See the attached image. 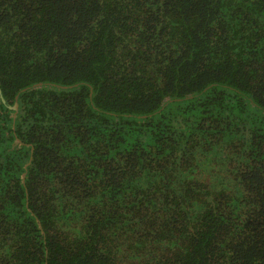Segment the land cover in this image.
I'll return each mask as SVG.
<instances>
[{
	"label": "trees",
	"instance_id": "trees-1",
	"mask_svg": "<svg viewBox=\"0 0 264 264\" xmlns=\"http://www.w3.org/2000/svg\"><path fill=\"white\" fill-rule=\"evenodd\" d=\"M0 264H264V0H0Z\"/></svg>",
	"mask_w": 264,
	"mask_h": 264
},
{
	"label": "water",
	"instance_id": "water-1",
	"mask_svg": "<svg viewBox=\"0 0 264 264\" xmlns=\"http://www.w3.org/2000/svg\"><path fill=\"white\" fill-rule=\"evenodd\" d=\"M37 86H41V83H38ZM10 108L16 110L17 109V101L14 102V104L12 106H9ZM144 117V115H143Z\"/></svg>",
	"mask_w": 264,
	"mask_h": 264
}]
</instances>
